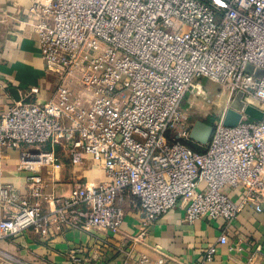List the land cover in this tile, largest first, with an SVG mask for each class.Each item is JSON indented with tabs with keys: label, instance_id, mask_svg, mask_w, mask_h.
Masks as SVG:
<instances>
[{
	"label": "built area",
	"instance_id": "2783aa9c",
	"mask_svg": "<svg viewBox=\"0 0 264 264\" xmlns=\"http://www.w3.org/2000/svg\"><path fill=\"white\" fill-rule=\"evenodd\" d=\"M28 14L60 84L55 99L27 102L39 93L31 88L0 109V151L20 153L29 195L53 208L43 214L39 201L0 185L7 214L0 241L30 229L47 235L53 226L97 238L122 228L128 204L140 211L143 229L131 246H119L122 264H187L137 249L170 210L181 208L186 225L208 216L229 226L248 206L264 215V116L245 113L247 106L264 113V0H32ZM203 80L226 100L208 145L197 152L192 108L183 104L190 94L208 97ZM4 86L0 79V92ZM239 93L244 108L228 125ZM68 144L73 164L89 155L107 180L63 198L48 195L42 169H59L55 148ZM228 241L223 230L218 243ZM261 252L250 263L264 258ZM70 256L80 262L76 252ZM214 257L209 248L190 264H212ZM10 260L0 255V264Z\"/></svg>",
	"mask_w": 264,
	"mask_h": 264
},
{
	"label": "crops",
	"instance_id": "0c3cea01",
	"mask_svg": "<svg viewBox=\"0 0 264 264\" xmlns=\"http://www.w3.org/2000/svg\"><path fill=\"white\" fill-rule=\"evenodd\" d=\"M32 0H0V79L5 83L0 92V109L6 110L16 102L11 90L15 89L24 98L31 88H38L27 102L43 104L55 99L60 80L51 71L39 42L34 23L28 16ZM59 169L52 166L42 169L45 193L68 196L73 189L83 184L99 186L107 180L102 167L91 156L84 155L81 162L72 163L71 144L59 146L56 151ZM29 173L20 167V153L14 150L0 151V185L18 189L31 202L39 201L43 214L50 213L53 204L33 199L29 195L27 177ZM127 216L120 230L105 231L92 238L87 232L51 228L47 235L30 229L17 237L0 241V255L6 253L12 260L8 264H122L119 246H131L130 237L143 229V216L137 209L124 204ZM184 213L175 208L160 218L151 228L147 246H138L140 253L153 259L160 254L154 249L184 263H199L204 252L215 249L212 264H263L261 257L250 263L251 255L258 250L264 253V215L248 206L229 225L223 220L202 217L193 225L181 223ZM7 217L0 205V221ZM228 232L226 245L218 243L223 233ZM236 246L242 251H236ZM76 252L80 262H74L70 254ZM260 257V253L258 255Z\"/></svg>",
	"mask_w": 264,
	"mask_h": 264
},
{
	"label": "rangeland",
	"instance_id": "374dc122",
	"mask_svg": "<svg viewBox=\"0 0 264 264\" xmlns=\"http://www.w3.org/2000/svg\"><path fill=\"white\" fill-rule=\"evenodd\" d=\"M249 70L251 72L252 68H249ZM202 84L204 88L203 90H206L208 93V97L204 98L198 95L190 94L186 98L183 106L186 109L192 108L190 110V119L192 126L197 120H203L208 124L214 126L220 117L222 106L224 105L226 99L225 96L221 95L220 88L215 84L207 80H203ZM194 93L203 94L199 86L195 87ZM238 120L239 117L233 114L232 116H230V118H228L226 123L228 125H234L238 122ZM198 147L204 148V146Z\"/></svg>",
	"mask_w": 264,
	"mask_h": 264
},
{
	"label": "water",
	"instance_id": "95a60500",
	"mask_svg": "<svg viewBox=\"0 0 264 264\" xmlns=\"http://www.w3.org/2000/svg\"><path fill=\"white\" fill-rule=\"evenodd\" d=\"M11 92L16 102L21 101L22 97L20 96L17 90L12 89ZM242 96H243L242 93H239L237 95L236 99L232 104L233 109L229 110L227 113V118H230V116L235 114L234 110L240 111L244 108V102L242 101ZM245 113L249 115L251 118L258 121L262 120L264 116V113L261 110L253 106H247L245 109ZM213 131H214V127L212 125L208 124L203 120H197L192 126L190 138L193 142L197 143L198 145L207 146L211 139ZM57 149L58 146H56L55 150L57 151Z\"/></svg>",
	"mask_w": 264,
	"mask_h": 264
},
{
	"label": "trees",
	"instance_id": "16d2710c",
	"mask_svg": "<svg viewBox=\"0 0 264 264\" xmlns=\"http://www.w3.org/2000/svg\"><path fill=\"white\" fill-rule=\"evenodd\" d=\"M235 115H237V114H235ZM237 116H238V115H237ZM238 117H239V116H238ZM227 120H228V118H227ZM193 148H194V150L197 151V152H203V151H204V148H200V147H198V146H196V145H195Z\"/></svg>",
	"mask_w": 264,
	"mask_h": 264
}]
</instances>
